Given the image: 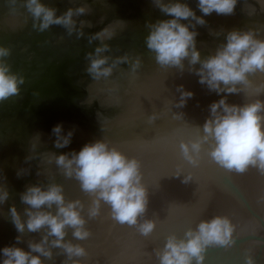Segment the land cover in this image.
<instances>
[{
  "label": "water",
  "instance_id": "1",
  "mask_svg": "<svg viewBox=\"0 0 264 264\" xmlns=\"http://www.w3.org/2000/svg\"><path fill=\"white\" fill-rule=\"evenodd\" d=\"M25 3L0 0V47L9 51L3 62L23 78L18 94L0 101V185L9 192L0 204V248L19 235V246L27 249L29 242L39 243L46 234V228L17 233L11 223L12 206L22 220L27 219L20 194L29 185H61L66 201H81L87 219L93 197L48 159L103 140L141 162L149 201L145 217L155 220L156 226L144 237L135 228L114 222L109 207L101 202L100 216L86 225L89 239L77 241L66 229L65 240L81 244L87 255L69 259L63 249L51 248L52 257H41L43 264H72L76 259L80 264H158L155 250L163 248L167 235L183 237L187 227L195 228L193 221L213 215L232 220L234 243L227 250L208 248L204 264H244L246 253L254 264H264V175L255 168L242 174L227 172L210 160L206 147L197 167L188 165L179 153L182 140L196 139L213 102L222 97L237 106L264 102V73L249 75V82L237 85L236 93L217 95L199 83L195 74L199 64L190 66L185 60L182 69L161 67L146 46V36L149 24L167 17L152 0H41L57 16L69 9H86L73 16L76 25L71 33L55 24L40 31ZM188 3L195 8L194 0ZM205 20L196 29L201 59L224 43L233 29H251L264 39V0H238L234 14L213 13ZM105 28L112 37L94 39ZM102 44L109 49L102 53L108 57L106 66L114 67L111 76L97 80L87 72L88 54ZM137 61L140 66L133 71ZM181 92L192 93L183 98L182 106ZM58 123L62 135L73 132L64 148L54 147L51 129ZM177 169L182 176H175ZM188 174L192 181L183 183Z\"/></svg>",
  "mask_w": 264,
  "mask_h": 264
},
{
  "label": "clouds",
  "instance_id": "2",
  "mask_svg": "<svg viewBox=\"0 0 264 264\" xmlns=\"http://www.w3.org/2000/svg\"><path fill=\"white\" fill-rule=\"evenodd\" d=\"M195 8L188 0H152L154 7L167 17L157 19L148 25L147 48L155 54L161 67L183 68L188 60L190 66L199 64L195 74L199 83L217 95L236 93L237 85L247 84L248 77L257 72L264 73V39L257 38L254 30L233 29L226 33L225 42L205 59H201L196 49L197 26H204L205 17L234 14L238 0H194ZM25 7L35 21L38 29L44 31L50 25H62L71 33L76 21L73 16L86 12L84 7L69 9L62 16L55 10L44 6L41 0H26ZM199 11V15L197 14ZM37 25L34 24V27ZM82 35L81 32H77ZM113 33L105 28L94 39L111 38ZM102 44L89 53L87 72L94 78H107L112 74V66H106L108 51ZM9 51L0 47V101L18 94L23 78L12 74L3 58ZM140 66L133 65V71ZM182 87V86H181ZM191 92H181L180 105L184 97L190 98ZM55 136L54 147L64 148L71 142L73 132L62 135V125L51 129ZM210 160L227 172L242 174L255 168L264 175V102L256 100L243 106L229 105L225 98L209 106V118L197 129V137L187 142L181 141L179 153L192 167L199 166L202 151ZM55 162L63 175L78 181L83 192L93 197L87 210V219L82 212L84 205L79 200L66 201L63 187L56 183L46 186L29 185L20 194L21 203L26 205L22 220L15 206L10 207L11 223L17 233L39 232L46 228V234L39 243L29 242L27 249L19 246L22 241L17 235L11 245L0 248V264H43L41 257L51 259V248L63 249L69 259L84 257L86 249L81 244L66 241V229H71L72 237L85 241L91 236L86 227L89 220L96 219L101 213V202L110 209L111 219L120 225L135 228L144 237H149L156 221L145 217L148 206V191L143 183L141 162L129 157L116 147H110L103 140L84 144L80 150L60 155L52 154L48 162ZM177 169L175 176H182ZM21 173L18 171L17 176ZM192 181L191 174L183 175L182 182ZM9 196L7 189L0 185V204ZM55 209L53 212L52 209ZM195 228L187 227L183 237L175 233L165 238L162 249L155 250L158 264H204L205 253L210 247L229 249L234 240L235 225L227 215H213L193 221ZM49 237L53 239L49 240ZM50 245V247H46ZM244 264H254L251 255L245 254ZM72 264H80L78 259Z\"/></svg>",
  "mask_w": 264,
  "mask_h": 264
}]
</instances>
